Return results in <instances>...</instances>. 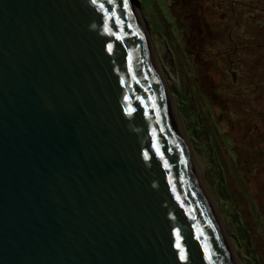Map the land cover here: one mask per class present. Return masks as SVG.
Instances as JSON below:
<instances>
[{
	"label": "water",
	"instance_id": "water-1",
	"mask_svg": "<svg viewBox=\"0 0 264 264\" xmlns=\"http://www.w3.org/2000/svg\"><path fill=\"white\" fill-rule=\"evenodd\" d=\"M123 3L0 0V264H238Z\"/></svg>",
	"mask_w": 264,
	"mask_h": 264
},
{
	"label": "rangeland",
	"instance_id": "rangeland-1",
	"mask_svg": "<svg viewBox=\"0 0 264 264\" xmlns=\"http://www.w3.org/2000/svg\"><path fill=\"white\" fill-rule=\"evenodd\" d=\"M131 1L237 263L264 264V45L245 38L241 18L232 55L230 19L211 1L168 0L171 11L167 0Z\"/></svg>",
	"mask_w": 264,
	"mask_h": 264
},
{
	"label": "flooded vegetation",
	"instance_id": "flooded-vegetation-1",
	"mask_svg": "<svg viewBox=\"0 0 264 264\" xmlns=\"http://www.w3.org/2000/svg\"><path fill=\"white\" fill-rule=\"evenodd\" d=\"M201 3L203 1H211L213 7L218 12H222L220 18H229L231 25L228 29L227 33V42L229 46L233 47V50L231 54H236L238 51H241L242 49H239L238 43L236 41V33L240 32V27L243 24L241 18H245L249 22V26H245V32L242 31L245 34V38H247L249 35V39L255 38L258 36L259 38V46L264 45V40L260 37V35L264 34V0H199ZM168 3V0H167ZM180 3L183 5V7H188V1L187 0H172V5L174 7H177L180 5ZM204 4V3H203ZM169 10L171 11V6L168 3ZM182 8V7H181ZM184 11V8L181 10ZM228 19V20H229ZM229 22V23H230ZM240 36V35H239ZM264 38V35H263ZM253 43V41H251ZM247 47H249L248 44H246ZM253 47V44L252 46ZM233 82L235 83L236 78V71H231ZM214 78L217 80L218 84L223 82L222 77L215 73L214 71L211 72Z\"/></svg>",
	"mask_w": 264,
	"mask_h": 264
},
{
	"label": "snow or ice",
	"instance_id": "snow-or-ice-1",
	"mask_svg": "<svg viewBox=\"0 0 264 264\" xmlns=\"http://www.w3.org/2000/svg\"><path fill=\"white\" fill-rule=\"evenodd\" d=\"M94 2H95V0H94ZM111 2H112V0H109V3H111ZM123 7L124 8L128 7L127 0H124ZM117 21H118V18H117ZM117 38L120 39L121 37L118 36ZM111 48H112V45H109V50H111ZM146 155H147V153H146ZM161 155H163V153H161ZM181 259H186V257L185 256H181Z\"/></svg>",
	"mask_w": 264,
	"mask_h": 264
},
{
	"label": "bare ground",
	"instance_id": "bare-ground-1",
	"mask_svg": "<svg viewBox=\"0 0 264 264\" xmlns=\"http://www.w3.org/2000/svg\"><path fill=\"white\" fill-rule=\"evenodd\" d=\"M165 79V78H164Z\"/></svg>",
	"mask_w": 264,
	"mask_h": 264
}]
</instances>
